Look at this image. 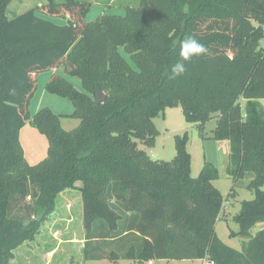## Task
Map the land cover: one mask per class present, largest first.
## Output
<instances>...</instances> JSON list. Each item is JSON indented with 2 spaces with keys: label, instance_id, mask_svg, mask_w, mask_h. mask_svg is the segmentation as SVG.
<instances>
[{
  "label": "trees",
  "instance_id": "1",
  "mask_svg": "<svg viewBox=\"0 0 264 264\" xmlns=\"http://www.w3.org/2000/svg\"><path fill=\"white\" fill-rule=\"evenodd\" d=\"M13 1L0 0V264L36 241L73 190L81 195L85 263L264 264V0H139L123 16L93 21L90 1L46 0L9 18ZM186 37L208 51L172 78ZM57 69L46 90L70 99L80 124L66 131L61 116L39 111L33 122L48 155L30 166L19 133L39 75ZM175 107L200 130L218 118L214 140L230 143L228 176L250 179L255 198L236 218V235L247 238L241 251L216 234L219 171L206 162L191 177L188 135L175 138L172 162L139 149L154 143V119Z\"/></svg>",
  "mask_w": 264,
  "mask_h": 264
},
{
  "label": "rangeland",
  "instance_id": "2",
  "mask_svg": "<svg viewBox=\"0 0 264 264\" xmlns=\"http://www.w3.org/2000/svg\"><path fill=\"white\" fill-rule=\"evenodd\" d=\"M85 1L96 2L87 14L88 21L95 20L101 14L123 16L125 7L139 5V1L135 3L125 0ZM45 2L46 0H14L8 6L9 18L40 7ZM53 73H62V71L57 69L39 75L37 88L29 106L30 120L19 133L25 159L30 166L39 164L48 155L47 138L37 130L33 122L39 111L49 109L61 116L62 127L66 131H71L80 124L79 120L70 117L74 112L70 99L47 92L46 85ZM69 79L81 90L78 79ZM154 124L158 131L154 143L148 146L138 142L139 149L145 151L153 160L172 162L176 156L175 138L187 134L188 151L191 155V177L198 178L206 162L218 169L219 180L214 182V186L224 199L215 231L227 246L241 251L247 238L236 235L240 231L236 218L242 210V203L254 200L255 191L248 188L250 179L244 178L234 183L228 176L230 143L214 140L218 118L210 120L200 130L198 126L187 123L181 107H175L166 109L164 114L156 117ZM262 228V225H258L252 229L251 235L255 236ZM83 238L81 195L76 190L65 192L58 200L56 213L42 227L36 241L27 243L17 250L13 264H138L129 260L85 263L82 255ZM154 264H207V262L206 260L155 261Z\"/></svg>",
  "mask_w": 264,
  "mask_h": 264
},
{
  "label": "clouds",
  "instance_id": "3",
  "mask_svg": "<svg viewBox=\"0 0 264 264\" xmlns=\"http://www.w3.org/2000/svg\"><path fill=\"white\" fill-rule=\"evenodd\" d=\"M207 51L206 46L199 40L194 37H186L180 44L181 60L172 66V78L181 76L187 71L185 61H191L192 58L206 54Z\"/></svg>",
  "mask_w": 264,
  "mask_h": 264
},
{
  "label": "water",
  "instance_id": "4",
  "mask_svg": "<svg viewBox=\"0 0 264 264\" xmlns=\"http://www.w3.org/2000/svg\"><path fill=\"white\" fill-rule=\"evenodd\" d=\"M106 99H107L106 95L100 89H98L97 90V102L99 104H102L106 101Z\"/></svg>",
  "mask_w": 264,
  "mask_h": 264
},
{
  "label": "crops",
  "instance_id": "5",
  "mask_svg": "<svg viewBox=\"0 0 264 264\" xmlns=\"http://www.w3.org/2000/svg\"><path fill=\"white\" fill-rule=\"evenodd\" d=\"M82 1H85V0H82ZM125 1H127V2H131V3H135L136 1L138 2L139 0H125ZM94 4L96 3V2H93ZM112 6V5H111ZM129 6H133V5H129ZM62 70V69H61ZM154 263H155V261H154ZM149 264V263H148Z\"/></svg>",
  "mask_w": 264,
  "mask_h": 264
},
{
  "label": "built area",
  "instance_id": "6",
  "mask_svg": "<svg viewBox=\"0 0 264 264\" xmlns=\"http://www.w3.org/2000/svg\"><path fill=\"white\" fill-rule=\"evenodd\" d=\"M149 264H154V261L149 262Z\"/></svg>",
  "mask_w": 264,
  "mask_h": 264
}]
</instances>
